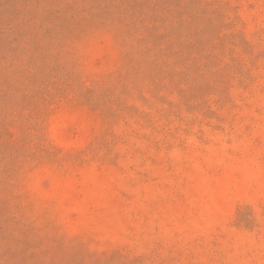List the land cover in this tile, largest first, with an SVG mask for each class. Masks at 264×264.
Masks as SVG:
<instances>
[{
  "label": "rangeland",
  "instance_id": "rangeland-1",
  "mask_svg": "<svg viewBox=\"0 0 264 264\" xmlns=\"http://www.w3.org/2000/svg\"><path fill=\"white\" fill-rule=\"evenodd\" d=\"M0 264H264V0H0Z\"/></svg>",
  "mask_w": 264,
  "mask_h": 264
},
{
  "label": "bare ground",
  "instance_id": "bare-ground-1",
  "mask_svg": "<svg viewBox=\"0 0 264 264\" xmlns=\"http://www.w3.org/2000/svg\"><path fill=\"white\" fill-rule=\"evenodd\" d=\"M78 209V208H77Z\"/></svg>",
  "mask_w": 264,
  "mask_h": 264
}]
</instances>
